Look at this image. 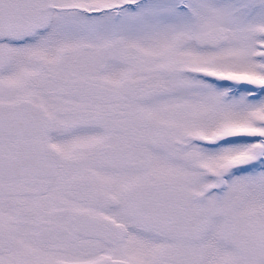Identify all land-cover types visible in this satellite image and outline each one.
<instances>
[{"label": "snow or ice", "instance_id": "obj_1", "mask_svg": "<svg viewBox=\"0 0 264 264\" xmlns=\"http://www.w3.org/2000/svg\"><path fill=\"white\" fill-rule=\"evenodd\" d=\"M0 264H264V0H0Z\"/></svg>", "mask_w": 264, "mask_h": 264}]
</instances>
